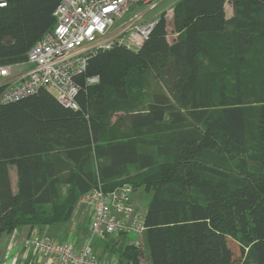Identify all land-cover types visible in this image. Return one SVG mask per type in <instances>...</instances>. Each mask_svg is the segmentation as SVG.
Returning a JSON list of instances; mask_svg holds the SVG:
<instances>
[{"label": "trees", "instance_id": "obj_1", "mask_svg": "<svg viewBox=\"0 0 264 264\" xmlns=\"http://www.w3.org/2000/svg\"><path fill=\"white\" fill-rule=\"evenodd\" d=\"M1 1L0 66L25 64L53 30L59 0ZM172 25V44L163 20L139 51L91 58L77 111L42 89L0 103V239L67 224L97 186H129L133 200L142 186L151 194L145 231L102 239L109 259L264 264V0H179ZM93 76L99 82L84 88ZM223 155L236 174L209 158Z\"/></svg>", "mask_w": 264, "mask_h": 264}, {"label": "built area", "instance_id": "obj_2", "mask_svg": "<svg viewBox=\"0 0 264 264\" xmlns=\"http://www.w3.org/2000/svg\"><path fill=\"white\" fill-rule=\"evenodd\" d=\"M169 0H59L53 17V30L27 52V68L23 76L8 80L14 66H0V103L16 102L46 90L61 106L79 109L77 96L82 89L79 80L88 62L100 52L113 47L139 51L161 21H173V5ZM5 3L0 2V7ZM99 82L97 76L85 78L83 87ZM84 212L83 222L78 217ZM145 208L133 200V191L122 186L104 192L101 186L92 189L78 203L73 221L89 232L79 246L68 235L65 239L49 240L38 235L35 228L23 243L17 264H34L35 259L53 258L58 264H118L117 260L98 259L93 255L94 238L120 234L140 237L145 231ZM16 230L12 232L11 242ZM17 262L14 259L13 264Z\"/></svg>", "mask_w": 264, "mask_h": 264}, {"label": "crops", "instance_id": "obj_3", "mask_svg": "<svg viewBox=\"0 0 264 264\" xmlns=\"http://www.w3.org/2000/svg\"><path fill=\"white\" fill-rule=\"evenodd\" d=\"M232 16V11L230 15L226 14V18H230ZM84 212L81 211V216L78 217L81 222H83ZM70 224V225H69ZM36 232L39 235H44L50 237L51 240H56L59 242L60 238L65 239L66 236L70 235L77 240L78 246L85 240H87L89 236V232L85 231L80 227L79 224H74L73 220H70L65 225L55 226L52 228H35ZM32 229L30 227H21L16 230L14 235V239L11 242V236L3 235L0 239V264H12L13 259H17L21 257L22 261V249L24 241L29 237ZM44 231V234L42 232ZM98 242L91 243V248L93 251V255L98 259H109L108 256L104 254V246L102 239H97ZM10 244V245H9ZM12 248H10V247ZM19 255V256H18ZM20 260V259H19ZM34 264H58L53 258L46 259H35Z\"/></svg>", "mask_w": 264, "mask_h": 264}, {"label": "rangeland", "instance_id": "obj_4", "mask_svg": "<svg viewBox=\"0 0 264 264\" xmlns=\"http://www.w3.org/2000/svg\"><path fill=\"white\" fill-rule=\"evenodd\" d=\"M177 1H179V0H169V2H167V4H168V6L169 5H174ZM225 12H226L227 15H230V13H231V8H230V6L228 4L225 5ZM168 26H169V28H168V32H167V41H168L169 44H172L177 36L173 32L172 22L168 23ZM26 70H27V68H26L25 64L14 66L12 68L11 76L8 78V80H13V79H15L17 77L23 76V74H24V72H26ZM258 71L260 72L261 70H258ZM257 78L262 79L261 76H258ZM254 89H255V91L259 90V87L257 86V83H256ZM218 93H219V90H217V93L214 91V93L212 94L213 96L215 95V101H217L216 103H213V105H217L218 104V98H217V94ZM168 94L170 96L169 92H168ZM173 101H174V99H173ZM254 108L257 109L256 106ZM210 112H213V111H210ZM250 115H251V113H250ZM251 117L252 116H250V118ZM252 153H253V149H252ZM209 158L212 159V161H213L212 164L213 165L219 166V164H221L222 162H225L230 167V169H229L230 173H232V174H236L237 173L236 161L233 160L231 157H229L227 155H223V157L212 156V157H209ZM129 173H130L129 174L130 177H134L135 173H136V170L134 168H131ZM9 174H10L12 190H13V192H16L17 179H16V172H15V168L14 167H10L9 168ZM223 186L226 187L225 185H223ZM150 198H151V194L148 193L147 191H145L142 186L136 189V192L134 194V200H135V203L137 205L142 206V207H146L148 202H149V200H150ZM55 203H58V201H55ZM82 229H84L85 231H88L85 228H82ZM42 234H44V231L42 232ZM129 238L133 239L134 236L130 235ZM97 239H100V238H97V237L94 238L93 242H95V243L98 242ZM228 243H229V246H230V249L232 251L234 259L238 261L240 259V250H239L238 245L236 243H234L233 241H231V240H228ZM10 248H12V247H10ZM19 259L20 258H17V262H15L14 264H17ZM13 261H14V259L12 260V264H13ZM141 264H146V262L142 261Z\"/></svg>", "mask_w": 264, "mask_h": 264}]
</instances>
